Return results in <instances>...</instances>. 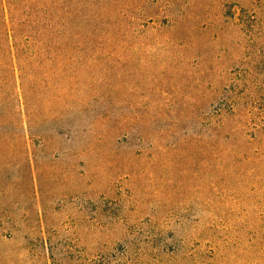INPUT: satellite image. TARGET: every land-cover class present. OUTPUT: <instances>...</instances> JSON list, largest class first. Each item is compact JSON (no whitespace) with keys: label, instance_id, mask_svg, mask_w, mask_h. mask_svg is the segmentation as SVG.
I'll list each match as a JSON object with an SVG mask.
<instances>
[{"label":"rangeland","instance_id":"rangeland-1","mask_svg":"<svg viewBox=\"0 0 264 264\" xmlns=\"http://www.w3.org/2000/svg\"><path fill=\"white\" fill-rule=\"evenodd\" d=\"M142 2L0 138V264H264V0Z\"/></svg>","mask_w":264,"mask_h":264},{"label":"trees","instance_id":"trees-1","mask_svg":"<svg viewBox=\"0 0 264 264\" xmlns=\"http://www.w3.org/2000/svg\"><path fill=\"white\" fill-rule=\"evenodd\" d=\"M131 7L132 0H0V138L63 137L57 113L67 80L82 70L83 48L117 41Z\"/></svg>","mask_w":264,"mask_h":264}]
</instances>
